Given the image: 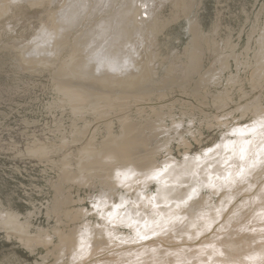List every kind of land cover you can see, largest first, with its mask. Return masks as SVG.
Listing matches in <instances>:
<instances>
[{"label":"rangeland","instance_id":"obj_1","mask_svg":"<svg viewBox=\"0 0 264 264\" xmlns=\"http://www.w3.org/2000/svg\"><path fill=\"white\" fill-rule=\"evenodd\" d=\"M12 1L0 0V264L136 263L135 226L116 229L107 211L123 202V194L142 203L141 191L145 199L157 193L159 169L169 160L205 157L224 139L235 140L237 127L264 121V0H86L84 7L74 0L80 15L65 28L59 16L72 0ZM103 22L111 24L106 44L115 42L114 52L125 62L112 72L99 59L101 44L92 45ZM130 171L139 176L133 188L123 179ZM142 174L152 182L143 183ZM259 185L248 195L239 191V199L259 196L247 211H235L243 199L228 203L221 219L195 241L183 235L178 243L161 240L150 250L154 264L184 262L190 247L199 249L196 255L210 251L207 241L215 235L224 261L211 264L233 263L224 256L232 249L231 229L243 250L256 245L261 253L263 230L257 240H247L259 214L252 211L264 206ZM207 187L205 195L219 198ZM145 206L140 212H155L152 204ZM122 235L134 244L120 240ZM181 246L186 250L177 257L162 256L160 247Z\"/></svg>","mask_w":264,"mask_h":264},{"label":"bare ground","instance_id":"obj_2","mask_svg":"<svg viewBox=\"0 0 264 264\" xmlns=\"http://www.w3.org/2000/svg\"><path fill=\"white\" fill-rule=\"evenodd\" d=\"M93 1L94 0H92V2ZM12 2L14 3V1H12ZM36 2H38V1H35L34 3H36ZM62 2H63V0H62ZM65 2H66V0H65ZM46 3H47V1H46ZM50 3H52V2H50ZM154 3H155V5H157L156 2H154ZM7 4H8V2H7ZM55 4H57V3L55 2L54 5ZM81 4H82V7H84L86 5V0H82V3ZM160 4H158L157 6H159ZM42 6H43V4H42ZM51 6H52V4H51ZM90 6H92V5L90 4ZM101 6H102V4H101ZM21 7H23V6H21ZM142 7H143V5H142ZM53 8H55V7H53ZM88 8H89V5H88ZM150 8H152V7H150ZM55 9H58V8H55ZM80 9L81 8H76V2L74 0H72L69 4H67L66 8H64V10L60 13V16H59L60 17V24H59L60 27L65 28V27L69 26L70 24L72 25V23L76 19V16L77 15L78 16L80 15ZM50 10H51V7H50ZM113 10H116V9H112V12H113ZM55 11H57V10H55ZM100 11L103 12V10H100ZM50 12L55 13L54 10H51ZM89 12H90V10H89ZM148 12L150 13V11H148ZM154 12L156 13V11H154ZM81 13H82V10H81ZM103 13H105V12H103ZM56 14H57V12H56ZM151 14H152V12H151ZM153 14L151 16H153ZM99 15H100V12H99ZM107 15L104 14V16H107ZM84 18H86V16ZM56 20H57V18H56ZM83 21H85V20H83ZM43 22H45V21L43 20ZM54 23H55V21H54ZM87 23H89V21ZM59 25L56 26V29L59 27ZM110 25L111 24L109 22H103V23H101L98 26V28L94 32V37L92 36L93 37L92 45L101 44V46H102L101 47L102 54H100L99 59L101 60V63H103L104 65H108L106 67L111 70V71L109 70L110 72H112L113 70L120 69L125 62L122 64V62L119 60L118 56L115 54V52H116V51L114 52V46H115L114 43L115 42H112L111 44L108 43V45L110 47H108V45L106 44L108 42V40H106L105 34H106V32L107 33H110V32H108L109 31L108 30V27ZM79 27H80V29H82L81 26H79ZM85 29H86V26H85ZM75 31H77V30H75ZM75 31H73V32H75ZM145 31H143V33H142V36H141L142 38H143V35H144V32ZM149 31H150V26H149ZM54 33H55V31H54ZM81 34H82V32H81ZM87 34H89V33H87ZM59 35H61V34H59ZM74 35H75V33H74ZM84 35H85V33H84ZM148 36H149V34H148ZM36 37H38V36H36ZM61 38L59 36V41L60 42H62V40H60ZM82 39H84V38H82ZM148 39H149V37H148ZM40 40H42V39H40ZM73 40H74V38H73ZM34 42H36V40ZM38 42H36V43H38ZM142 42H144V41H142ZM137 44H139V42ZM42 46H44V45H42ZM55 46H57V45H55ZM83 46H84V44H83ZM59 47H61V46H59ZM78 47H79V45H78ZM137 47H138V45H137ZM81 48H83V47H81ZM89 48H91V46ZM83 49L85 51L86 48H83ZM34 50L38 51L36 47L34 48ZM92 50H94V49H92ZM31 51H30V53H31ZM40 51L42 52V50H40ZM97 51H98V49H97ZM85 52H87V50ZM85 52H83V54ZM87 54L89 55V53H87ZM94 54L96 55L97 53H94ZM94 54H92V55H94ZM135 56L138 57V54H135ZM88 57L91 58L90 56H88ZM94 58H96V57L94 56ZM94 62L96 64H98V62L96 60ZM128 64H130V63H128ZM86 66H88V65H86ZM100 68H99V70H100ZM95 71H96V69H95ZM101 72H102V70H101ZM99 73H100V71H98V74ZM261 129H263V131L261 133L256 134V135L254 134V132H256L257 130H260L261 131ZM234 132L237 133L235 140L224 139L223 141H221V144L219 146L220 147L219 149L217 148V150H214L211 153L207 152V155L205 154V157H200V156L199 157H194V158L192 157V158H189V159H185L182 162L179 161L176 164L174 162L169 163L171 161V160H169L168 161V166L165 165L166 163H164L165 169H163V168L159 169V173H158L159 174L158 175L159 176V179L161 181V184H159V191L157 193H154L151 197L149 196L148 199H145L144 198L145 196L143 194V191H141V198H143V200H141L142 203H140V202H135L134 203L132 197H127L126 194L125 195L123 194V199L120 198L123 201L121 204H119L117 206L114 205L112 207L113 210L112 211L109 210V212L107 211L108 209L106 208L107 209L106 210L107 211L106 214H107V218H108V223H110V221H111V225H113V227H115L117 229L119 227V224L127 225L130 228L132 226L133 227L135 226L134 228L138 232V234L136 236L137 238L135 239L136 244L138 245V249L136 251V254L133 252L134 254L131 256V258H133V257L134 258H137V259H135L137 262L134 263L135 261L134 262L132 261L129 264H138L142 260L144 261L145 259L146 260L147 259L149 260V261H146V262L144 261L145 264H154V261H155L154 260V257H155V255H153V251H154L153 250L154 249L153 247L158 246L161 243V240L164 239V241H166V242H175V243H178V241H180L181 239H183V238L180 237L181 235H183V236L188 237V238L192 239L193 241H195L197 239V237H199L202 233H204V231H206L207 229H209L210 227H212L214 225L215 221L217 222L218 220L221 219V218L219 219V216H220V214L222 212V209L225 210V212H226L227 209H228V207H229L227 205L228 203H231L232 201L233 202H236L238 200L243 199L241 201L240 205L236 208L235 211L242 210L244 212V211H247L250 208V206H252L251 204L254 203V201L257 200V197H259V196H257L256 199H255L253 196L250 197V198H246V197L243 198L242 195H241L242 198L239 199V194H240L239 191L240 192H244V194H246V195H248L250 193H254V191L256 190V188L258 187V185L260 183L259 181H261V180L264 179V121L263 122H259V121L257 122L256 121L254 125H250V126L248 125V126H245V127H241V126L240 127H237L236 129H234ZM137 166H139V165H137ZM141 166L142 165H140V167ZM183 173L184 174H187V175L186 176H183ZM92 174L94 175L95 173H92ZM142 175L140 176V178H142V182L143 183H146L148 180H149L148 181L149 184L152 182L151 179H148L147 178V175L146 174H144L143 176ZM93 177H95V175ZM125 178L128 179V180H126ZM86 179H87V177H86ZM123 179L126 180V183H128V184L131 185L132 183H134L136 180L139 179V176H138V173L137 172L130 171V172H127V173H125L123 175ZM108 184H110V183H108ZM146 185H147V183H146ZM207 186L208 187H212L213 189L217 190V195L216 196L219 197V198H216V197L214 198L212 196L213 193L211 195H205L204 194V189ZM259 186H262V185H259ZM131 187L133 188L134 186L131 185ZM147 187H149V186H147ZM227 190H229V191H227ZM261 190H263V193H264V185L261 187ZM138 191H140V188H139ZM120 197H122V195H120ZM107 198H110V197L108 196ZM107 198L105 200H107ZM102 199H104V197ZM136 199H137V196H136ZM162 199H165V200L167 199L166 203H164L163 205H161ZM172 199H174L175 201L174 202H171V204H169L170 203L169 200H172ZM263 199H264V197H263ZM146 200H149V201L146 202ZM217 200H219L218 201V204H220V205H216L217 204ZM100 201H102V200H100ZM100 201H99V203H100ZM261 203H264V202L262 201ZM101 204H102V202H101ZM116 204H118V203H116ZM143 204L146 205L145 208H147V209L149 208L150 204H152L154 206V208H155V212L152 211V214H149V215H146V212H140V209L141 208L139 206H142ZM197 204H199V207L195 208V206ZM203 204H206V205H203ZM103 205H105V204H103ZM167 205H170V206L165 209V207ZM234 205H232V206H234ZM98 206H100V205H98ZM102 207H104V206H102ZM231 208L232 207H230V209ZM186 209H188V215L185 213V210ZM261 209H264V206L263 205L258 206V207H255V209L252 211V213L259 212V214L255 218V221L256 222L251 227L253 229V232L250 235V238H247V240L248 239H251L252 241L257 240L258 238H260V235H261L260 231H262V230L264 231V227H263L264 226V220H263L264 218L263 219H259L261 217H264V211H261ZM99 212H100V210H99ZM102 213L104 214L103 211H102ZM100 214H101V212H100ZM106 214H104V216ZM154 214H156V215L154 217L153 224H151V223L148 224L147 221L150 220L151 217H153ZM99 223H100V221H99ZM134 228H131V229L133 230ZM177 230H179V234H177ZM99 231L100 230H98L97 232H99ZM228 231H229V236L230 237L228 236L229 237V240L227 242V245H229L230 248L232 247V249H228L227 248L226 249V255H224V256L225 257L228 256V259H230V262L233 261V263H229V264H234V262L236 264H264V262H263L264 261L263 260V258H264V250L261 253L258 252L257 251V248L258 247L256 245H255V247H254L253 250H251V249L249 251L243 250L244 247H240L241 245H240L239 241H236L235 240V237L234 236L237 235L235 233L236 230L233 231L231 229V230H228ZM100 232H99V234H100ZM224 233L227 234V232H225V231H224ZM85 234H88V233H85ZM176 234H177V236L179 238H172L173 235H176ZM115 235L118 237L119 231L116 232ZM92 236L93 235L91 234L90 235V238L91 239L93 238ZM100 237H103V235H100ZM219 237H220L219 235L218 236L215 235V236H213V239L212 240L207 241L208 246H210V243H212V246H210L211 247L210 248L211 249L210 251H206V252H203V253H200V254H197L196 255V250H199V249L198 248H195V247H190V248H192L191 251H190L191 253H189V255L185 258L184 262L181 261V260H170V261H167V260H163L162 261V260H160L158 264H211V261H214V260L224 261L223 256L220 255L217 252V248H216L217 239ZM80 238H78V239H80ZM125 238L126 237H124V236L123 237H119L120 240L126 241L127 242L126 243L127 245L134 244V243L130 242L129 239H125ZM91 239H90V241H91ZM184 239H186V238H184ZM108 240L110 242L113 241L111 238H108ZM263 240L264 239H262L261 241H263ZM78 241L79 242H77V243H79V244L81 242H82V244H83V242H85L87 244V241L88 240L86 241V237L83 239V236H82L81 242H80V240H78ZM132 241H133V238H132ZM247 242H248L247 244H249V241H247ZM85 243L83 245H85ZM255 243H257V242H255ZM87 245H89V244H87ZM31 247H34V246H31ZM85 247H86V245H85ZM85 247H83L84 249H81V248H79V249L85 250ZM262 247L264 248V245ZM160 249L163 252L162 256H164L166 253H169L168 257H173V256H176L177 257L178 254L176 252L179 249L186 250V247H183V246L178 247V248L175 247V249L160 247ZM150 250H153V251L150 252ZM125 252H128V250L123 251V252H120L118 254H121V253L124 254ZM147 252H150L149 255L147 256V258H144L143 259L142 258V255H144ZM76 253H77V251H76ZM79 253H81V252H79ZM88 253H89V251H88ZM206 253H209V254L211 253V255L207 257L206 256L207 255ZM144 256H146V254ZM75 257H76V255H75ZM84 257H86V256H84ZM192 258L194 259L193 262L191 260ZM71 259L72 258H70V260ZM76 259H74V260H76ZM79 263H81V262L80 261H77L76 262V264H79ZM214 264H216V263H214ZM218 264H222V263H218Z\"/></svg>","mask_w":264,"mask_h":264}]
</instances>
